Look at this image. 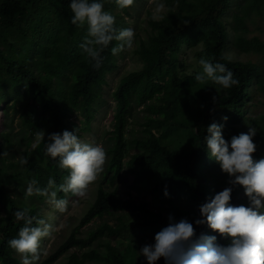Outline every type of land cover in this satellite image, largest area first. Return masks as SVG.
I'll use <instances>...</instances> for the list:
<instances>
[{"label": "trees", "instance_id": "1", "mask_svg": "<svg viewBox=\"0 0 264 264\" xmlns=\"http://www.w3.org/2000/svg\"><path fill=\"white\" fill-rule=\"evenodd\" d=\"M135 1L120 8L115 0H103L104 9L115 17L114 27L128 28L126 17ZM165 2L166 15L160 20L150 18L147 38L140 40L135 49L142 68L123 77L114 91L115 123L104 174V180L114 185L127 167L135 182L149 188L152 204L157 208L135 198L123 199L117 189L100 187L79 228L105 216L114 217L115 225L103 222L84 239L78 236L77 229L42 264H53L72 249L86 251H74L66 264H136L140 241L148 229L158 232L167 224L169 215L177 221H193L198 217L197 206L217 192L214 187L207 192L209 184L204 183L207 164L213 161L204 146L207 126L222 123V136L227 140L240 133L236 126L246 118L243 112L252 93L259 91L264 97V66L259 62L233 61L224 54L230 40L224 15L232 4L236 10L232 15L236 23L232 44L245 53L264 54V41L244 35L250 10L264 15V0ZM68 3L69 0H0V90L15 93L11 100L13 110L15 114L20 111L23 128L16 133L14 127L5 126L7 130L4 127L0 131V264H20L18 254L7 247L6 241L23 224L13 215L22 207L8 194V183L3 178L9 170L20 166L15 154L18 138L25 141L21 146L26 147L19 151L30 165L20 173L23 180L28 183L34 179L44 187L51 176L56 185L62 183L67 171L44 155L43 143L50 133L71 131L68 116L80 106L89 124L106 76L117 68L116 55L110 53L115 41L101 52L103 61L99 68H93L84 57L78 45L86 35V26L77 27L69 22L72 13ZM187 49H196L197 60L204 56L224 63L238 79V85L222 89L210 81L195 82L194 74L184 71L185 61L180 57ZM135 105L144 106L147 116L141 137L129 140L128 120ZM247 122L256 130L252 156L257 160L264 157V114L248 118ZM45 129L47 136L33 147L34 132ZM165 130L185 131L187 142L172 149L161 135ZM130 149L136 150L133 155H129ZM35 153L37 160L32 163ZM225 186L228 184L222 189ZM165 188L167 197L163 195ZM57 195L63 193L57 189ZM37 198L45 199L39 195ZM229 202L247 204L240 186L233 188ZM27 209L29 215L43 219L36 209ZM135 213L138 219L133 221L131 215ZM201 232L216 235L206 225H194V233ZM104 238L115 242L106 241L102 252L92 248ZM124 241L128 244L124 245ZM217 242L226 241L217 236Z\"/></svg>", "mask_w": 264, "mask_h": 264}, {"label": "clouds", "instance_id": "2", "mask_svg": "<svg viewBox=\"0 0 264 264\" xmlns=\"http://www.w3.org/2000/svg\"><path fill=\"white\" fill-rule=\"evenodd\" d=\"M120 8L129 6L132 0H115ZM157 2L153 9V19H160L164 8ZM68 9L72 13L69 22L77 27L86 26V35L78 47L93 68H99L103 61L101 52L110 42L116 43L110 53L133 47L134 31L132 28L114 27L115 17L103 7V0H69ZM193 80L210 81L222 89L238 85L239 81L224 63L212 62L201 56ZM227 117H222L226 120ZM223 124L213 122L206 128L204 146L207 156L213 160L222 173L228 177L227 184L210 199L197 206L198 217L193 221L181 218L178 221L169 215L167 224L153 236L151 244L139 249L146 264H156L163 259V264H264V157L253 159L255 151L253 136L256 130L248 127L246 132L232 135L227 140L222 136ZM44 137L42 130L34 132L33 147L39 145ZM45 156L56 161L57 166L67 171L62 183L55 184L49 176L46 185L30 179L24 195H39L59 212H64L68 200L57 196V189L62 193L83 196L87 186L95 180L105 160V151L99 144L81 141L76 129L50 133L43 143ZM21 166L27 164L19 159ZM240 186L247 199V204L233 205L230 194ZM163 195L168 196L167 189ZM17 221H23L14 237L6 241L9 249L20 256V264H34L38 259L41 238L50 234L52 225L36 215H29L27 208L14 211ZM194 225H206L216 235L194 233ZM217 236L225 240L218 243Z\"/></svg>", "mask_w": 264, "mask_h": 264}, {"label": "rangeland", "instance_id": "3", "mask_svg": "<svg viewBox=\"0 0 264 264\" xmlns=\"http://www.w3.org/2000/svg\"><path fill=\"white\" fill-rule=\"evenodd\" d=\"M157 2H162L164 8L160 13L162 19L167 11V5L165 0H136L129 9V15L126 17L128 23V28H132L134 31V44L133 47L127 48L118 54H116V63L117 68L107 74L106 83L103 85L101 91L98 94V99L95 103V110L92 114V119L87 125V114L82 106L73 110L69 114V123L71 124V131L76 129V134L81 141L89 142L93 144H99L103 147L105 151V160L101 166V171L97 174L94 181H92L87 188L85 189V194L83 196H75L71 193H63L62 197L68 200V205L64 212H59L54 207L46 202V199L39 201L36 194L32 196H25L24 190L27 185V181L23 180V173L25 170H28L29 166L27 164L18 166L15 170H9L3 178L7 181V192L12 197V199L22 208L36 209L43 219L47 223L52 225L50 234L47 237L41 238L39 249H38V259L34 264H42L43 261L51 256L73 232L78 229V236L82 239L86 238L89 232L98 229L103 222H108L110 225H115L116 221L112 216H105L104 218H96L92 220L89 224L79 228L81 220L86 214V212L91 207L92 203L97 197V193L100 187L106 189H117L118 194L123 199L135 198L141 202H148L152 209L157 207L152 204L151 194L149 188L146 184L137 183L134 180V177L128 172V168L125 167L124 172L121 175V178L115 182L114 185H110L104 180V174L107 169V163L109 160V155L107 149L110 146V137L111 131L114 129V114L116 111V102L114 99V91L117 88L119 82L123 77L128 75L130 72L140 70L142 68V62L135 55V49L139 44L140 40L147 38L149 32L148 21L153 17V9ZM236 11L233 4L230 9L224 15V20L227 23L228 31L230 34V40L226 46L224 54L227 58L233 61H242V62H259L264 66V54L263 53H245L236 49L232 44L233 37L235 36V25L233 21V13ZM156 19V20H160ZM246 31L245 36L247 38H259L261 41H264V15L258 16L256 12L250 10L249 16L246 19ZM196 49H187L183 51L180 55L181 59L185 61L184 71L188 74H195L198 70L199 65L196 63L197 58L195 57ZM254 88V87H252ZM15 93L10 89L0 90V131L4 129L5 126L14 127L15 132L23 131L21 126V117L20 111L15 114L13 110V102L11 101L14 98ZM264 97L259 91H254L252 97L248 99L246 107L244 109V116L246 117L243 121H240L237 124V130L241 132H246L248 127H251L247 119L254 117L258 118L264 114ZM20 109V108H19ZM144 106H134L132 117L128 120L127 134L126 138L133 140L134 138H140L143 130V123L145 122L144 117L147 116V113L144 111ZM13 119V125L11 120ZM227 123V122H226ZM49 127V126H47ZM7 130V128L5 127ZM44 137L47 136L46 129L43 130ZM30 133V132H29ZM161 135L166 139L165 142L171 144L172 149H178L184 143L187 142V133L185 131H173L165 130ZM43 137V138H44ZM16 152L17 161L19 162L20 158H24L22 150L26 146H21L25 143L23 140H17ZM135 149H130L129 155L135 153ZM37 160L36 153L32 156V163ZM128 160V159H127ZM208 171L207 178H204V183L207 185L206 191H212L213 187L216 188L217 192L222 190L224 185H227L228 177L226 174L222 173L218 165L212 161L208 162ZM34 169L29 171H33ZM17 173V176L15 174ZM206 177V176H205ZM219 185L215 181H217ZM216 183V186H215ZM58 198L61 195H57ZM2 204H0L1 206ZM131 223L130 217L128 218ZM131 219L134 221L138 219V214L135 213L131 215ZM156 232L148 229L147 232L142 236L140 241L141 247L145 244H151L153 242V236ZM106 241H111L114 244V239L104 238L101 241H97L93 245V249H96L99 252H102L104 248V243ZM128 244L127 241H124V245ZM140 249V248H139ZM78 251L79 253H84L86 249H72L59 260L53 264H66L69 256L74 252ZM139 251V250H138ZM20 259V256L17 255ZM162 258L156 261V264H160ZM88 264H93L89 262ZM94 264H99L95 262ZM136 264H146V261L142 255H139Z\"/></svg>", "mask_w": 264, "mask_h": 264}]
</instances>
